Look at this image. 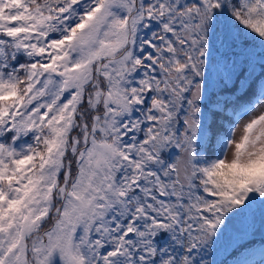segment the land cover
<instances>
[{
  "label": "snow or ice",
  "instance_id": "6c2138e0",
  "mask_svg": "<svg viewBox=\"0 0 264 264\" xmlns=\"http://www.w3.org/2000/svg\"><path fill=\"white\" fill-rule=\"evenodd\" d=\"M257 235L264 0H0V264H248Z\"/></svg>",
  "mask_w": 264,
  "mask_h": 264
},
{
  "label": "trees",
  "instance_id": "16d2710c",
  "mask_svg": "<svg viewBox=\"0 0 264 264\" xmlns=\"http://www.w3.org/2000/svg\"><path fill=\"white\" fill-rule=\"evenodd\" d=\"M237 226L240 227L241 225L238 223ZM259 239V235H257L255 237L257 243L239 254V258L242 260H246L248 264H256V262L264 260V254H261L260 252V244L258 243ZM224 257L225 254L223 253V251H221L220 254L217 255V259H224Z\"/></svg>",
  "mask_w": 264,
  "mask_h": 264
},
{
  "label": "rangeland",
  "instance_id": "374dc122",
  "mask_svg": "<svg viewBox=\"0 0 264 264\" xmlns=\"http://www.w3.org/2000/svg\"><path fill=\"white\" fill-rule=\"evenodd\" d=\"M238 227V226H237ZM257 264H261V263H257Z\"/></svg>",
  "mask_w": 264,
  "mask_h": 264
}]
</instances>
